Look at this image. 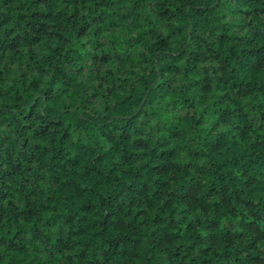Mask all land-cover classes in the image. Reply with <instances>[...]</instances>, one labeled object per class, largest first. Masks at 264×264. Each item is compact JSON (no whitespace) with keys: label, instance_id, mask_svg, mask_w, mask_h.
I'll use <instances>...</instances> for the list:
<instances>
[{"label":"trees","instance_id":"obj_1","mask_svg":"<svg viewBox=\"0 0 264 264\" xmlns=\"http://www.w3.org/2000/svg\"><path fill=\"white\" fill-rule=\"evenodd\" d=\"M0 264H264V0H0Z\"/></svg>","mask_w":264,"mask_h":264}]
</instances>
